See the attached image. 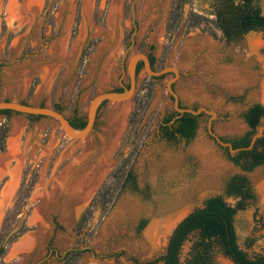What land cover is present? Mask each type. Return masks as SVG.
<instances>
[{
	"label": "rangeland",
	"instance_id": "rangeland-1",
	"mask_svg": "<svg viewBox=\"0 0 264 264\" xmlns=\"http://www.w3.org/2000/svg\"><path fill=\"white\" fill-rule=\"evenodd\" d=\"M9 2L0 0V101L55 110L59 107L68 119L77 112L87 120L93 99L101 93L121 90L122 85L129 87V60L136 54H146L154 58L153 71L167 67L180 71V77L172 84L179 108H206L215 111L217 118L209 129L210 115L203 112L197 116V129L191 140H168L164 122L179 113L168 89L174 73L151 76L143 61L137 64V90L126 103L125 117L117 121L119 105L102 103L94 129L85 139L75 141L66 136L51 118L13 114L8 120L6 150L0 152L7 158L0 177V211L2 191L18 163L20 173L0 217V232L9 212L17 214L18 221L26 205L28 218L26 232L10 245L3 258L5 263L61 264L69 248L87 250L78 264L153 262L165 254L177 222L208 199L223 196L231 206L237 205L239 199L227 196L225 188L238 174L248 177L255 194L235 216L238 244L250 256L264 254V165L244 171L229 159V149L217 143L210 133L211 130L226 143L241 138L251 131L244 119L247 109L255 104L264 106L262 30L249 31L232 41L220 33L215 38L201 28L186 33L185 19L190 11L206 15L209 0L187 4L183 22L173 33L168 32L167 26L174 0H89L88 5L87 0H41L36 13H25L21 21L10 19ZM258 2L264 14V0ZM17 4L21 8L24 0H17ZM114 4H119L120 10L112 25ZM111 31L115 32V42L111 50L105 51L103 43ZM192 38L208 39L213 48L209 51L193 47L195 51L186 62ZM145 88H151L150 96ZM137 99L145 100L147 105L131 128ZM4 121L0 114V125ZM260 126H264V117L255 133ZM14 137L17 148L11 154ZM198 145L220 164H206L196 152ZM131 154L135 186L127 184L116 190L108 212L103 215L99 207L94 208L86 227L77 232L81 215L104 184H115L112 172ZM73 163L83 168L78 172L86 175L87 183L77 194L82 197L86 193L84 200L66 202L65 196L59 195L54 205L44 209V220L33 221L35 211L42 206L39 194L43 185L46 194L50 193L56 179ZM21 189L30 190L28 197L20 193ZM19 200L26 203L17 210L15 204ZM117 212L119 220L115 219L111 230H105L109 217ZM32 236L39 238L36 247L18 252L16 247ZM196 240L197 235L192 234L183 245L182 264ZM215 264L234 263L216 251Z\"/></svg>",
	"mask_w": 264,
	"mask_h": 264
},
{
	"label": "trees",
	"instance_id": "trees-1",
	"mask_svg": "<svg viewBox=\"0 0 264 264\" xmlns=\"http://www.w3.org/2000/svg\"><path fill=\"white\" fill-rule=\"evenodd\" d=\"M191 2L192 0H174L167 26L169 33L175 32L181 26L184 19V8ZM213 10L214 18L190 11L185 19L186 33L191 32L195 28H201L215 38L220 33L222 38L232 41L252 30L259 29L264 32V14L258 0H245V4L239 6L235 5L234 0H215ZM151 64H154V58L152 57ZM34 86L35 84L30 89V96L34 92ZM145 89H147V96H150L151 88ZM117 92L122 91L119 90ZM146 105L147 102L145 100H136L137 109L130 118L131 128H134L138 123L140 115ZM56 110L61 112L62 109L57 107ZM15 113L17 112L11 110L0 111V114L5 117V121L0 125V152H5L6 150V141L10 128L8 120ZM28 116L33 118L42 117L36 115ZM263 117L264 106L260 104L251 106L245 112L244 119L251 128V131L241 138L231 140L235 149L250 145L251 138L255 134L256 128ZM197 119V116L189 113H178L168 117L163 127L166 138L168 140H175L179 137L187 141L191 140L197 129ZM69 121L76 129H83L87 123L84 118L78 116L77 112H75L74 117L69 119ZM227 154L229 159L244 171H252L256 167L264 165V136L257 140L251 150L241 151L235 156H232L229 151ZM132 158L133 154L123 160L112 172L111 177L115 179V184L113 186L103 185L93 202L79 218L76 226L77 232H81L86 227L94 208L99 207L103 215L108 212L115 200L116 190L126 187L127 184L135 186ZM34 181L35 179L31 181L30 188H32ZM21 192H24L25 196L28 197L30 190L23 191L21 189ZM225 194L229 197L239 199L237 205L231 206L223 196H215L208 199L202 207L192 211L176 226L169 239L165 254L159 259L146 264H154L157 262H162L163 264H182V248L192 234L197 235V240L193 243L185 264H215L216 251L221 252L234 264H264V254L250 256L239 246L235 230L236 214L238 211L245 209L246 201L255 198L254 190L248 177L241 174L233 176L226 185ZM25 203L26 201L19 200L15 204V209H21ZM16 222L17 214L9 212L2 224L0 232V264H7L3 261V258L10 245L27 230L24 227L18 234L5 243V238ZM145 224L146 221L142 223L141 228ZM85 251L87 250L75 248L68 251L61 261V264H78L80 257ZM134 261L138 264L136 260Z\"/></svg>",
	"mask_w": 264,
	"mask_h": 264
},
{
	"label": "water",
	"instance_id": "water-1",
	"mask_svg": "<svg viewBox=\"0 0 264 264\" xmlns=\"http://www.w3.org/2000/svg\"><path fill=\"white\" fill-rule=\"evenodd\" d=\"M132 45H134V39L132 38ZM139 61H143L146 71L154 77H159L167 73H174V78L168 82V89L170 93L172 94L174 98V103L176 110L180 114L189 113L194 116H198L201 113H207L210 115V121H209V129L211 127V123L213 120L217 118V113L215 111L207 110L206 108H199L198 110H192V109H181L179 108V98L176 95V93L172 89V84L180 77V71L177 68L174 67H167L159 72H155L152 70L151 62L149 57L146 54H136L134 55L128 62V72L130 76V86L126 87L122 85L124 91L117 92V91H111V92H105L98 94L93 101L91 102L90 106L88 107L87 111V120H86V126L83 129H76L74 128L69 119L60 111H57L53 108L49 107H42L39 105H27L20 102L15 101H0V111L2 110H11L20 114L24 115H36V116H44L51 118L54 120L57 125L62 129L63 133L70 137L71 139L78 141L87 138L93 131L95 122L97 119V112L99 107L102 105V103L106 101L114 102L118 105L123 103H128L131 99H133L136 90H137V64ZM211 135L215 138L216 142L219 143L223 147H227L232 155H236L241 151H248L251 150L258 139L262 138L264 136V126H260L257 129V132L253 135L251 138L250 145L248 147L238 148L235 149L231 143H226L221 140L219 136L214 134L210 130ZM22 216L18 219L15 226L12 228V230L8 233L7 237L5 238V243H7L13 236L18 234L25 226L27 218H28V211L26 209V205L22 207ZM190 214V213H189ZM188 214V215H189ZM186 215V216H188ZM184 216L181 220L177 222V224L174 226L171 235L176 228V226L186 217ZM170 235V237H171ZM73 248H69L64 252V256L66 253ZM182 261V259H181Z\"/></svg>",
	"mask_w": 264,
	"mask_h": 264
},
{
	"label": "bare ground",
	"instance_id": "bare-ground-1",
	"mask_svg": "<svg viewBox=\"0 0 264 264\" xmlns=\"http://www.w3.org/2000/svg\"><path fill=\"white\" fill-rule=\"evenodd\" d=\"M88 5L89 4V0H87L86 2ZM41 4V0H24V4L21 5L22 7H18L17 5V0H10L8 7H7V12L10 15V19H16V20H22L23 16L25 15V13L29 12V13H33V15L36 13L38 7H40L39 5ZM112 13L110 16V21L112 23V25L115 23L118 15H119V10H120V6L119 4H114L112 9H111ZM115 42V32L111 31L107 34L105 42L103 43V47L105 51H108L109 49L111 50L113 44ZM190 46L191 48L188 49V51H190V53L185 54V61L188 62L190 60V54H192V52H194V48L193 47H198L200 48H205L208 49L209 51L212 50L213 48V43H211L210 40L208 39H199V38H192L191 42H190ZM198 49V48H197ZM189 54V55H188ZM113 57V56H112ZM187 65V64H186ZM127 110H128V105L125 104H120L119 107L117 108V116L116 119L117 121L120 122V120L125 117V115L127 114ZM121 128V127H120ZM16 139L15 137L13 138V140H11L10 143V147H11V154L16 151L15 147L16 146ZM196 152L202 157L203 161L206 164L212 165V166H216L219 165L220 163L218 161H215L213 159L215 158H211L210 155L207 153V150L205 147L198 145L196 147ZM6 158V157H5ZM4 157L0 156V177L4 174V168H5V164L7 162V158L5 159ZM17 167L14 168V170L9 173L10 175V181L7 183V185L5 186V188L2 191V204H1V211H0V217L2 215L4 206L6 204V202L9 200V198L12 195L13 190H15L17 184H18V180H19V169H20V165L18 163V165H16ZM83 168L82 167H75V164L73 163V165L68 169L67 172L64 173V175L60 178H57L55 181V184L53 186V189L50 193L46 194L45 189L42 187V190L39 194V198L42 201V206L39 207L33 216V221H39L42 222L44 220V209L47 207H50L52 205L55 204L57 197L60 195H64L65 196V200L66 202H77V201H83L84 198L86 197V193H82L83 196H79L77 194H79L80 192H82V184L83 183H87L86 180V175H82L83 172H78V171H82ZM77 171V172H75ZM42 185V184H41ZM119 218V213H113L111 215V217H109L107 223H106V228L108 227V230H111L113 226V223L115 221V219L117 220ZM119 220V219H118ZM116 224V222L114 223ZM107 232V231H106ZM111 232V231H110ZM38 237H29L28 239H26L25 241H23L18 247H16L18 252H26L27 250L29 251L30 249H34V247H36V245L38 244Z\"/></svg>",
	"mask_w": 264,
	"mask_h": 264
},
{
	"label": "flooded vegetation",
	"instance_id": "flooded-vegetation-1",
	"mask_svg": "<svg viewBox=\"0 0 264 264\" xmlns=\"http://www.w3.org/2000/svg\"><path fill=\"white\" fill-rule=\"evenodd\" d=\"M214 1L215 0H209V5H210V8H209V10L207 11V14H206V16L208 15L209 17H213L214 18V14H213V12H214V10H213V3H214ZM235 1V5H237V6H239V5H243V4H245V0H234ZM148 57H149V59H150V62H151V56H149V55H147ZM116 91H119V90H116ZM121 91H124V89L122 88L121 89ZM251 107V106H250ZM249 107V108H250ZM249 108L247 109V111L249 110ZM246 111V112H247ZM261 120H262V118H261ZM249 126V125H248ZM222 140H223V138H222ZM235 140V139H234ZM224 141V140H223ZM230 143H231V141H229ZM232 144V143H231Z\"/></svg>",
	"mask_w": 264,
	"mask_h": 264
},
{
	"label": "crops",
	"instance_id": "crops-1",
	"mask_svg": "<svg viewBox=\"0 0 264 264\" xmlns=\"http://www.w3.org/2000/svg\"><path fill=\"white\" fill-rule=\"evenodd\" d=\"M46 80L48 81V79H46ZM47 83H48V82H47ZM47 83H46V84H47Z\"/></svg>",
	"mask_w": 264,
	"mask_h": 264
}]
</instances>
